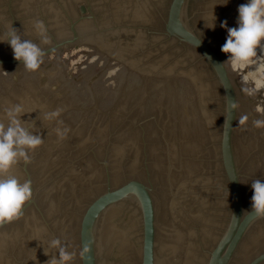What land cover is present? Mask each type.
Returning a JSON list of instances; mask_svg holds the SVG:
<instances>
[{"label":"water","instance_id":"1","mask_svg":"<svg viewBox=\"0 0 264 264\" xmlns=\"http://www.w3.org/2000/svg\"><path fill=\"white\" fill-rule=\"evenodd\" d=\"M246 2L0 0V36L46 52L30 73L0 42V117L22 104L44 139L13 168L33 194L0 225V264H47L54 238L71 264H264V48L238 67L220 51Z\"/></svg>","mask_w":264,"mask_h":264},{"label":"clouds","instance_id":"2","mask_svg":"<svg viewBox=\"0 0 264 264\" xmlns=\"http://www.w3.org/2000/svg\"><path fill=\"white\" fill-rule=\"evenodd\" d=\"M237 26L227 28V37L220 51L227 56L225 62L232 66H241L253 62L258 58V49L264 48V0H247L238 6ZM215 19V17H214ZM226 21L221 27H226ZM33 28L41 44H48L50 39L43 21L36 20ZM0 42H6L12 50L13 59L20 62L25 71L37 72L44 63L45 50L30 39H22L20 32L11 24L7 31L0 36ZM7 74V73H5ZM243 91L252 94L253 90L245 88ZM63 109L43 113L46 121H57ZM4 115L0 117V225L19 219L23 214L25 205L32 198V182L13 174V168L19 162H30V153L43 144L39 133L29 130L28 122L21 120L26 114L24 106L20 103L12 104L3 109ZM248 120L247 115H242L238 121L244 125ZM256 128H264V119L253 121ZM68 128L56 127L54 132L58 139L66 138ZM252 190L250 214L256 218H264V179H254L250 184ZM48 247L55 249V254L47 264H71L74 253L62 245L59 238L49 240ZM47 254V255H49Z\"/></svg>","mask_w":264,"mask_h":264}]
</instances>
